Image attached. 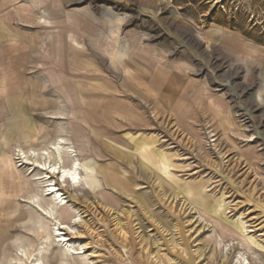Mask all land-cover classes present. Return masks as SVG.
<instances>
[{
    "label": "rangeland",
    "instance_id": "1",
    "mask_svg": "<svg viewBox=\"0 0 264 264\" xmlns=\"http://www.w3.org/2000/svg\"><path fill=\"white\" fill-rule=\"evenodd\" d=\"M40 1L0 0V264H62L55 217L64 264H264V0ZM61 138L82 187L53 218L19 151Z\"/></svg>",
    "mask_w": 264,
    "mask_h": 264
},
{
    "label": "bare ground",
    "instance_id": "2",
    "mask_svg": "<svg viewBox=\"0 0 264 264\" xmlns=\"http://www.w3.org/2000/svg\"><path fill=\"white\" fill-rule=\"evenodd\" d=\"M66 144L63 138L58 139L52 144V146L43 149V154L41 157L38 156L36 151H31L30 155H27L23 150L19 151V155L23 159L24 163H32L34 164L35 168L38 169L39 174H37V178L42 180L44 183L42 190L43 197L48 196L51 199V202L46 205V207L40 204L41 200L38 197L39 195L32 199V201L36 203V206L38 205L43 214H45L47 217L54 218L58 209L66 205V200L63 197L64 194L62 193L60 185H58L56 179H58V182L62 185V187H70L73 190H79L82 187L81 162L78 158H73L75 154H73V160L70 162V164L64 165L65 152H70L69 154H72L71 152H75L73 149H71V147H66ZM53 168H55L57 171L52 172L50 169ZM76 215L78 214L76 213ZM54 221L55 223H53L54 228L52 229V233L54 237L57 238L56 241L59 243V245L62 246L64 244V246H62V255L64 256L62 264H64V261L68 256L72 257L75 254L78 255V252H76L78 249L72 250L73 248L70 247L69 243L66 244V242L71 241L70 238H67V235L77 231L75 225L80 222V219L74 217L70 225L62 223L56 217ZM27 260H29L31 264H49L43 262L33 251L31 254H29Z\"/></svg>",
    "mask_w": 264,
    "mask_h": 264
},
{
    "label": "crops",
    "instance_id": "3",
    "mask_svg": "<svg viewBox=\"0 0 264 264\" xmlns=\"http://www.w3.org/2000/svg\"><path fill=\"white\" fill-rule=\"evenodd\" d=\"M37 2H43V1H40V0H37ZM34 4H36L34 2ZM2 6V5H1ZM0 6V13L3 12V9L2 7ZM238 43V45H237ZM246 43L242 38H237L235 37V39H230L228 41V45L231 44H235L234 46V50H236L237 52L242 50L241 53H247L249 55H251V60L252 62L254 61H258V60H262V57L259 55V50L257 48H254V47H249V45L247 44H244ZM240 53V54H241ZM264 56V54H263ZM152 65L153 66H156V75L154 76V82L157 83V80L160 81L161 86L164 84L170 87H175V86H179V87H182L185 83V79L184 77L181 75V73L184 71H186L187 67L185 65V63L183 61H179V62H175L173 64H170V66H167V65H163L162 64V61L163 59L161 58H157V57H152ZM165 66L166 68H164L165 70H162L161 69V66ZM146 74H151L152 71L150 70H146L145 71ZM152 76L149 78L151 79ZM148 79V78H147ZM146 80L145 81V85H143L146 89L150 86L152 87V83H150L151 80ZM164 83V84H163ZM149 92V90H148ZM150 92L151 93H154V89L153 88H150ZM161 96H165L163 93H161ZM166 98H163L164 100L166 99H169V97L165 96Z\"/></svg>",
    "mask_w": 264,
    "mask_h": 264
},
{
    "label": "snow or ice",
    "instance_id": "4",
    "mask_svg": "<svg viewBox=\"0 0 264 264\" xmlns=\"http://www.w3.org/2000/svg\"><path fill=\"white\" fill-rule=\"evenodd\" d=\"M52 172H56L57 170L55 169V168H53V169H50Z\"/></svg>",
    "mask_w": 264,
    "mask_h": 264
}]
</instances>
